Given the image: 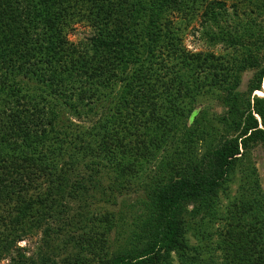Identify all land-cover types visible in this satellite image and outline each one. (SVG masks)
<instances>
[{
    "label": "trees",
    "instance_id": "obj_1",
    "mask_svg": "<svg viewBox=\"0 0 264 264\" xmlns=\"http://www.w3.org/2000/svg\"><path fill=\"white\" fill-rule=\"evenodd\" d=\"M94 1L0 0V261L93 264L104 253L101 264H173V254L179 264H264V181L244 157L264 144V97H253L264 83V0H96L104 16ZM186 3L199 8L191 18L203 12L209 44L230 54L186 49ZM86 14L98 27L91 44L62 42V19ZM249 70L256 76L241 94ZM219 93L227 113L198 125L216 145L174 150L189 114ZM235 183L224 212L220 196ZM134 190L139 248L107 257L114 216L80 206L75 216L66 203ZM38 234V257H28L18 244Z\"/></svg>",
    "mask_w": 264,
    "mask_h": 264
},
{
    "label": "rangeland",
    "instance_id": "obj_2",
    "mask_svg": "<svg viewBox=\"0 0 264 264\" xmlns=\"http://www.w3.org/2000/svg\"><path fill=\"white\" fill-rule=\"evenodd\" d=\"M100 1V0H98ZM209 0H207L208 2ZM99 3L96 2V0L93 2V5L95 7L96 12L93 14H101L100 16H104L103 13H101L100 9L97 10L96 7H99ZM92 7V8H94ZM189 7V10H188ZM208 7V6H207ZM233 5L232 3H229L227 5V11L228 14H232L234 12V9L232 8ZM199 8L194 9L186 3V12H189V14L185 18H189L190 22L189 23V28L187 29L186 32V37H185V46L186 49L195 54V53H214L217 56H223L226 54H230V49L224 45H219L216 47H213L209 44L208 39L206 38L204 31H205V25H203L201 22L204 21L203 12H200L199 15L196 17H192L193 11H197ZM109 15H110V10H109ZM53 17L52 15H50ZM87 19H82L81 21H76V20H71L68 19H62L63 21L66 22V26L68 25V29L66 31H63L62 34V42L64 41L63 39L65 38V41L78 46L81 44H85L86 46H89L92 42V39L96 37L98 34V27L93 24V22L89 21L88 18L91 17V14L87 15ZM182 17L181 15H178ZM179 17V20H180ZM96 19V18H94ZM87 20V21H86ZM192 20L194 21L192 23ZM60 18H55V22H60ZM186 21L184 19L181 21V23H184L182 25L186 26ZM189 22V21H188ZM223 54V55H222ZM256 76V71L254 70H249L243 73L242 78H241V85L239 87V91L241 94H248V89L250 87L251 82ZM146 78H144L145 80ZM146 82H148V78L146 79ZM117 88H120L118 86ZM116 88V89H117ZM221 96L222 94H217L215 96H209L208 98L202 100L203 102L200 103V106L196 107L193 112L189 114L187 119L185 120V130L183 132H180L177 135V140L175 141L174 145H170L173 147L174 150L183 151L186 153L193 152L194 154H199L202 155L203 153L207 152L208 150L212 149L218 140V136H210L207 137L208 135H203L204 139L200 137L202 135V129L198 125H204V126H212L215 125L214 119H217L219 115H225L227 113V108L224 107V105L221 103ZM257 98H263L264 97V83L262 86V90L260 93H255L253 97ZM104 110L100 109L97 111L98 117L94 119L95 121V128H94V133L96 134L97 131L96 128H98L99 123H102L103 114ZM76 119V118H75ZM76 119V124H78L79 127H82L86 131L91 128L94 123H80ZM220 127H222L220 125ZM83 133H87L84 130H82ZM226 131L224 127L221 128V134ZM172 150L171 154H175V151ZM244 157L246 159V164L249 167H255L262 176V180L264 181V144L262 142L258 143H253L249 147L247 152H244ZM87 161L85 164H88L90 161H98V159H91L87 158ZM80 169L82 173L85 175H91V171L87 170V168L82 164L80 166ZM92 168H90L91 170ZM86 171V173L84 172ZM150 170H153L152 166L150 167ZM75 173V171L72 172V174ZM105 175L109 178H106V186L109 185L110 180L114 178V174L112 171L108 168L107 171H105ZM77 177V176H75ZM74 177V178H75ZM109 180V181H108ZM111 185V184H110ZM262 187L264 188V183H262ZM103 185V188L105 187ZM240 184L235 183L230 185V190L225 192L220 196V203L222 206V209L224 212L227 211L231 207V205L234 203L233 198L236 197L238 194ZM93 194V193H90ZM97 195V193H95ZM109 195V193H107ZM111 199L109 201H102L101 195L98 197V199L93 198L92 200H88L89 205H84L79 204L78 202H73L71 200L69 203H66L68 205L69 209H72V214L76 216V212L80 210V207L85 210L84 212L87 215L95 216L96 218H104L108 214H112L114 216V221L116 223V228L110 233V235L107 237L108 238V244L105 248L107 251V257L112 256L114 253H122L126 252L128 248L134 247L135 249L139 248L138 246V241H137V228L134 226V219L138 216H141L142 214V207H141V201H142V195L140 193H137L135 190L132 192L125 193L123 195H119L115 198L113 202L111 200L113 199L111 193H110ZM109 198V197H108ZM111 202V203H110ZM80 206V207H79ZM217 227L219 228L220 225L217 224ZM191 236V235H190ZM42 239V234H38L36 236L30 237L26 239L23 242H20L18 244V249H21L23 251H26V255L28 257L34 255L36 258L38 257L39 253V247ZM16 257L14 253H12L10 256H8L5 260L0 261V264H11L13 261V258ZM100 257H103L106 259V255L102 253ZM99 256L97 257H90L92 260L93 264H101L100 263V258ZM173 260L171 262L173 264H179L177 262V258L175 254L172 256Z\"/></svg>",
    "mask_w": 264,
    "mask_h": 264
},
{
    "label": "bare ground",
    "instance_id": "obj_3",
    "mask_svg": "<svg viewBox=\"0 0 264 264\" xmlns=\"http://www.w3.org/2000/svg\"><path fill=\"white\" fill-rule=\"evenodd\" d=\"M257 94V93H256Z\"/></svg>",
    "mask_w": 264,
    "mask_h": 264
}]
</instances>
